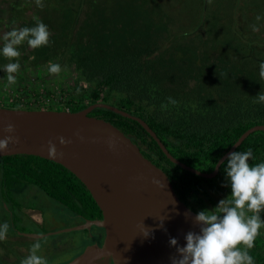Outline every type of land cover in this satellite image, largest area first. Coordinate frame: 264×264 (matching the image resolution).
I'll return each instance as SVG.
<instances>
[{
	"label": "rangeland",
	"instance_id": "374dc122",
	"mask_svg": "<svg viewBox=\"0 0 264 264\" xmlns=\"http://www.w3.org/2000/svg\"><path fill=\"white\" fill-rule=\"evenodd\" d=\"M42 4L0 0V38L13 28L35 26L34 17L46 24L49 32L46 46L32 49L25 41L19 46L18 58L0 57V67L20 63L13 74L15 84H9L7 74L0 71L1 108H13L7 101L18 97L26 102L40 99V108H27L30 110L65 111L70 109L76 90L88 93L101 69L108 66L131 67L130 87L149 99V108L164 114L192 113L206 120H227L231 115L243 118L253 114L264 105L254 99L264 92V77L260 76L264 19L256 20L257 15L264 17V0H42ZM254 25L259 31L252 30ZM50 63L61 65V73H49ZM169 97L177 103L171 104ZM93 99L85 94L81 100L90 104ZM219 190L214 203L229 193L223 185ZM27 191L33 196H26L25 203L42 214L45 230L82 224L79 217L55 215L58 210L67 215L68 211L36 188ZM202 204L213 207L206 198ZM192 205L197 212L202 209ZM2 206L0 221L5 222L8 210ZM261 216L264 218V213ZM32 228L40 232V228ZM260 231L250 250L256 264H264V229ZM87 234L78 230L23 241L30 248L39 242L38 255L46 260L55 258L50 264H64L90 244ZM63 239H70V244H55ZM9 245L2 241L0 250Z\"/></svg>",
	"mask_w": 264,
	"mask_h": 264
},
{
	"label": "water",
	"instance_id": "95a60500",
	"mask_svg": "<svg viewBox=\"0 0 264 264\" xmlns=\"http://www.w3.org/2000/svg\"><path fill=\"white\" fill-rule=\"evenodd\" d=\"M96 108L137 121L164 155L182 169L206 179L218 174L219 167L205 173L175 159L142 119L106 103L78 112L0 107V139L13 137L0 151V158L34 156L54 162L71 172L90 193L101 219L86 220L55 234L97 227L104 230V239L101 246H87L68 264H171L186 233L199 230L194 222L196 212L178 196L166 172L146 158L138 145L109 122L89 115ZM8 124L14 127L12 133L4 131ZM256 131L264 132V125L246 130L218 161L225 160ZM60 138L66 143L61 144ZM49 142L56 148L55 157L48 154ZM144 231L149 233L147 237ZM173 237L177 246L169 245Z\"/></svg>",
	"mask_w": 264,
	"mask_h": 264
},
{
	"label": "trees",
	"instance_id": "16d2710c",
	"mask_svg": "<svg viewBox=\"0 0 264 264\" xmlns=\"http://www.w3.org/2000/svg\"><path fill=\"white\" fill-rule=\"evenodd\" d=\"M131 73V67L102 68L95 86L88 93L76 90V96L70 99L69 112H78L96 103L113 105L142 119L175 159L205 173L214 170V162L218 161L246 130L256 125H264L263 104L253 114L243 118L238 115L227 116L229 120H206L199 114L188 113L189 116H182L151 109L149 99L138 95V92L130 87ZM123 93L126 96L122 97ZM85 94L94 97L90 104L82 102ZM111 99H114L113 103L109 102ZM89 115L109 122L138 145L146 158L166 172L178 196L196 213L197 210L192 204L195 203L203 209L204 198L213 206L217 204L214 200L220 193L219 187L226 184L225 174L220 167L218 174L212 179L197 176L171 162L137 121L104 108H96ZM249 149L253 152L250 164L264 161V132L251 133L235 151ZM31 187L82 220H97L102 217L86 187L61 165L34 156L0 158V195L4 198L1 201L3 208L11 207L8 201L12 199L11 196L21 194Z\"/></svg>",
	"mask_w": 264,
	"mask_h": 264
},
{
	"label": "clouds",
	"instance_id": "9594fccd",
	"mask_svg": "<svg viewBox=\"0 0 264 264\" xmlns=\"http://www.w3.org/2000/svg\"><path fill=\"white\" fill-rule=\"evenodd\" d=\"M38 7H43L42 0H35ZM35 26L13 28L2 38L0 57L5 59L18 58L19 46L27 42L32 49L46 46L49 43L48 26L39 18L34 17ZM264 17L257 15L256 20ZM254 32L259 31L253 26ZM20 69L19 62H10L0 67V71L7 74V82L15 84L16 76L13 75ZM49 73L60 74L61 65L50 63ZM260 76L264 77V63L260 64ZM256 103H264V92H258L254 97ZM171 104L176 100L169 97ZM166 108L167 105H162ZM4 131L12 133L14 127L8 124ZM13 140L11 135L0 139V151L5 150ZM60 143L66 141L60 138ZM48 154L57 155L55 146L49 142ZM253 158L251 149L247 151H233L223 161L214 162L215 167H220L226 178V184L230 191L228 195L220 199L212 208H204L198 211L194 222L199 226L198 232L186 233L183 246H177L176 238L169 239L170 246H177V256L171 259V264H256L250 250L255 247L256 239L264 229V161L250 164ZM162 227V223H161ZM9 230L8 223L0 225V240L6 238ZM147 237L149 233L143 232ZM41 248L39 242L30 248V254L20 261V264H48L45 257L38 255Z\"/></svg>",
	"mask_w": 264,
	"mask_h": 264
},
{
	"label": "flooded vegetation",
	"instance_id": "af4514ba",
	"mask_svg": "<svg viewBox=\"0 0 264 264\" xmlns=\"http://www.w3.org/2000/svg\"><path fill=\"white\" fill-rule=\"evenodd\" d=\"M33 192H28L25 191L21 194H15L14 196H11L12 199L8 200L10 202V208L8 210V217L5 220V222L8 223L9 230L6 234V238L4 240H0V243L2 241H7L9 243V247L6 246V249L0 250V264H17L19 263L23 258L27 257L29 255V245L27 244L26 241H23L24 238H32L29 236H26L27 234H36V235H44L41 238H44L48 233H56L58 231L54 232H49L48 230H45V220L42 214L38 211H36L33 208H29L25 201H26V196H31ZM33 196V195H32ZM36 197V195L34 196ZM2 196L0 195V204L2 201ZM4 206V205H3ZM55 215H57L59 218H64V219H71L73 217H78L76 215L70 214H64L60 210L54 212ZM40 218V220H39ZM80 218V217H79ZM81 219V218H80ZM86 220H82V223H84ZM4 221H0V225L5 223ZM32 226L36 227V229L40 228V232H33ZM17 227V228H16ZM72 228V226L67 227V228H62L61 230L64 229H69ZM97 227H91L90 231L88 232V238L91 240L89 245H92L96 243L97 245L101 246L103 239H104V230L97 228ZM13 230L14 233L11 234L10 231ZM59 230V231H61ZM63 233V232H62ZM60 233V234H62ZM68 233V232H64ZM51 234V235H53ZM71 240L70 239H63L60 240L59 243H55L61 245L62 247H65V245L70 244ZM53 245V244H52ZM87 245V246H89ZM54 248L57 245H53ZM45 249V247L43 248ZM22 250L25 252L24 254L22 253ZM82 252V251H81ZM80 252V253H81ZM79 253V254H80ZM78 254V255H79ZM77 255V256H78ZM75 256V257H77ZM75 257L68 259L64 264H68L70 261H72ZM55 260V258L47 259L48 264L52 263L51 260ZM108 263H111L109 260Z\"/></svg>",
	"mask_w": 264,
	"mask_h": 264
},
{
	"label": "built area",
	"instance_id": "2783aa9c",
	"mask_svg": "<svg viewBox=\"0 0 264 264\" xmlns=\"http://www.w3.org/2000/svg\"><path fill=\"white\" fill-rule=\"evenodd\" d=\"M8 106L12 107L11 104H13V108L12 109H25V110H30V109H27V108H40V99H33L31 100V102H26L25 100L23 99H19L18 97L15 98L13 100V98H10V100L8 99ZM40 110V109H38ZM43 110V109H41ZM65 111H69L68 108H65Z\"/></svg>",
	"mask_w": 264,
	"mask_h": 264
}]
</instances>
